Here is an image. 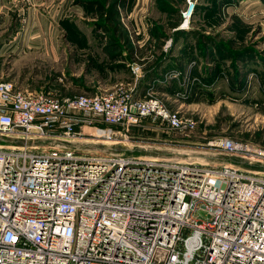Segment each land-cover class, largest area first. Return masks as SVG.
I'll return each instance as SVG.
<instances>
[{
  "label": "built area",
  "instance_id": "built-area-1",
  "mask_svg": "<svg viewBox=\"0 0 264 264\" xmlns=\"http://www.w3.org/2000/svg\"><path fill=\"white\" fill-rule=\"evenodd\" d=\"M198 2L185 0L176 29L189 28ZM144 118L196 126L132 85L58 96L0 79V264H264L263 147L208 142L260 166L245 169L69 145L99 126L97 138L128 142Z\"/></svg>",
  "mask_w": 264,
  "mask_h": 264
},
{
  "label": "crops",
  "instance_id": "crops-1",
  "mask_svg": "<svg viewBox=\"0 0 264 264\" xmlns=\"http://www.w3.org/2000/svg\"><path fill=\"white\" fill-rule=\"evenodd\" d=\"M175 2L0 0V6H6L19 17L18 21L22 22L21 30L31 28L24 34L17 31L8 42L21 43L24 53L36 50L44 57L55 58V53L59 54L58 44L62 40L72 48L84 51L82 77L78 76L74 80V87L77 89L95 93L111 90L119 85H132L136 97H143L146 92L152 91L161 99L172 100L173 106L182 98L178 105L183 107L186 102H200L198 97L188 98L189 101H186L184 95L187 92H204L205 89L209 91L220 86L218 82L225 79L222 76L226 74L214 66V63L221 54L230 55L244 49L236 46L239 41H236L235 36H230L232 40L220 36L225 22L220 19V9H217L220 7L219 0H199L187 29H176L180 20L173 17L175 14L179 16L185 0L180 1L181 5L177 0ZM249 7L251 5L247 9ZM234 8L228 7L231 10ZM83 26L92 28L91 33L85 32ZM100 29L101 33H98ZM60 32L64 34H59ZM168 39H171V45L165 51L164 44ZM193 56L210 68L206 70L204 66L200 67L201 64L199 67L189 66L188 61ZM131 65L140 68L137 78L130 69ZM227 75L229 78L225 80L232 90L255 88L253 85L250 87L247 80L239 81L229 72ZM17 78L19 84L13 78L10 80L20 89L57 94V83L43 81L30 86L27 79ZM263 87L264 85L261 89L264 91ZM147 125L155 126L151 122Z\"/></svg>",
  "mask_w": 264,
  "mask_h": 264
},
{
  "label": "rangeland",
  "instance_id": "rangeland-1",
  "mask_svg": "<svg viewBox=\"0 0 264 264\" xmlns=\"http://www.w3.org/2000/svg\"><path fill=\"white\" fill-rule=\"evenodd\" d=\"M172 1L176 3L175 0ZM177 1L180 4L181 0ZM219 3L220 7L217 9H220V19L225 22L220 36L226 39L235 36L236 41H239L236 46L244 50L230 55L221 54L219 60H215L214 66L225 72L226 75L222 78L226 79L229 72L239 81L247 80V84L255 88L232 90L223 79L218 82L220 83L218 88L209 91L205 89L204 92L201 90L187 92L184 95L186 101H189L188 98L198 97L200 102L197 103L186 102L183 107H179L178 103L182 98L174 106L172 100L162 99L172 110H178L196 119V126L191 131H167L165 128L152 130L158 125L149 127L147 123L150 121L144 118L136 126L129 127L128 142L112 145L102 138H97L96 134L101 127L99 126L81 128L80 131L85 133L84 137L81 136L80 141L71 142L69 145L92 152H106L117 148L116 151L129 155L174 157L201 164L233 163L245 169L260 168L255 163L250 165L208 146V142L214 138L229 137L241 142L258 144L264 148V91L261 89L264 85V0H219ZM250 5L251 7L247 9ZM229 6L236 8L231 10L228 9ZM18 18L6 6H0V79L13 78L19 84L17 80L19 77L27 79L30 86H36L35 84L43 81L57 83L59 87L55 88V93L58 96L93 93L74 87L75 78L82 77L85 66L83 50H76L62 40L58 44L59 54L55 53L56 57L52 58L44 57L36 50L24 53L20 47L21 43H8L17 31L24 34L31 29L25 27V30H21L22 22H19ZM173 18L180 20V15L175 14ZM82 29L91 33L92 28L83 26ZM100 31L101 29L97 32L101 33ZM188 62L189 65L194 63L191 66L199 67L201 64L200 67L204 66L206 70L210 68L209 65L205 67V64L198 62L195 56ZM248 72L252 75L249 76Z\"/></svg>",
  "mask_w": 264,
  "mask_h": 264
},
{
  "label": "bare ground",
  "instance_id": "bare-ground-1",
  "mask_svg": "<svg viewBox=\"0 0 264 264\" xmlns=\"http://www.w3.org/2000/svg\"><path fill=\"white\" fill-rule=\"evenodd\" d=\"M92 144V143H91Z\"/></svg>",
  "mask_w": 264,
  "mask_h": 264
}]
</instances>
